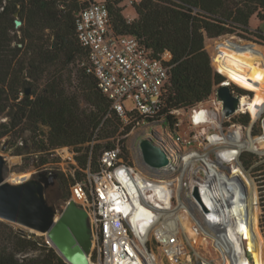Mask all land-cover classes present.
<instances>
[{"label": "trees", "instance_id": "obj_1", "mask_svg": "<svg viewBox=\"0 0 264 264\" xmlns=\"http://www.w3.org/2000/svg\"><path fill=\"white\" fill-rule=\"evenodd\" d=\"M91 1L0 0V115L6 117L0 123V139L11 135L17 140L28 130L33 150L46 154L39 156L42 165L51 161L55 148H71L78 164L74 177L70 174L65 182L59 174L66 200L75 180L85 179L88 169H98L103 150L120 147V158L125 157L122 135L136 120L164 116V122L172 126L174 111L206 100L227 78L255 89L249 108L253 116L264 102V33L249 27L253 16L264 20V0H133L136 15L132 20L121 5L124 0H105L116 33L137 37L153 57L170 54L159 112L123 124L96 76L82 65L89 51L79 40L76 21ZM231 35L237 40L219 46L215 59L226 78L214 69L205 41ZM230 84L241 95L250 93ZM25 87L30 88L28 95L23 94ZM232 119L244 128L252 122L249 112ZM23 150L17 146L14 154ZM239 158L246 169L259 160L253 152H241ZM251 169L264 175V162ZM257 181L264 210V181ZM254 203L250 222L262 243ZM0 264L69 263L43 235L24 234L0 219Z\"/></svg>", "mask_w": 264, "mask_h": 264}, {"label": "rangeland", "instance_id": "obj_2", "mask_svg": "<svg viewBox=\"0 0 264 264\" xmlns=\"http://www.w3.org/2000/svg\"><path fill=\"white\" fill-rule=\"evenodd\" d=\"M130 1L133 0H124L121 3L127 15L134 14V8ZM134 1L138 2L140 0ZM249 27L251 29L259 28L264 33V20L261 21L253 16L249 21ZM226 40L236 41L237 36L206 38L205 41L214 69L222 72L225 76L226 74L218 68L215 59L218 47ZM165 56L170 58L169 54ZM227 80L250 92L244 94L247 97L248 104L239 108L235 114L229 117L224 116L223 101L218 97L217 87H215L206 100L199 102L192 108L174 111L176 123L172 126L164 122V116L152 121L139 119L135 121L128 133L122 135L127 150L122 160L133 166L143 177L146 176L155 181H164L159 182V184H167L169 187L170 199L166 203L168 209L160 210V219L172 220L171 216L177 213L176 221L180 230L179 240L183 238L188 241V243L185 242V245L188 246L189 251L178 264H227V262L229 264H264V210L261 205L257 181H264V175L261 174L262 171L260 170L251 169L264 162V147L258 143L255 145L249 144L242 149L231 145L232 142L238 139L246 140L249 137L264 134V102L253 116L249 108L252 106L251 100L256 96L255 89L252 86H245L235 79L227 78ZM233 93L239 94L237 90H233ZM131 105L130 101L126 102L127 107ZM244 112H249L252 116V122L247 128L240 126L237 122L234 123L232 119H237ZM5 120L6 117L0 115V123ZM258 132L260 133L254 135ZM29 136L30 132L24 130L17 140L11 138V135L0 139V153L6 159L4 166L5 180L9 176V180H12V177L19 176V173H26L24 176L27 178L36 177L39 173H46V175L56 173L55 184L49 187L45 193L47 200L55 206L59 215L67 203L63 196L64 190L61 179L63 178L65 182H69L68 177L72 171L70 153L64 151V149L60 150V159L56 156H50L51 161L42 165L39 162V156L43 154L46 157V154L33 150ZM225 138L227 143H221ZM146 139H150L164 150L170 160L168 165L159 169L152 167L145 161L139 145ZM3 146H5V149H2ZM17 146H23L24 148L23 153L20 155L14 154ZM241 152H253L259 160L251 168L246 169L239 158ZM196 154L205 157L210 162H214V157L219 156L215 164L211 165V169H220L219 174L222 175L224 173L222 171L225 170L227 175H231L232 181L240 182L241 188L235 182L232 183L235 191L234 197L233 193H222L205 182V176L210 166L205 164L204 161L198 160L199 157L193 158L188 164L186 163L190 156ZM218 166L219 168H217ZM48 167L53 170L50 172V170H47ZM237 171L239 172L237 173ZM59 174H62V178L59 177ZM217 187L224 189L218 181V177ZM198 189L201 197L200 194L198 195ZM207 189L209 195L206 196ZM221 195H225V198L220 199L219 197L222 198ZM250 195H252L251 199ZM226 196L231 201V208L227 206L229 202H226ZM239 196L242 198L240 201H238ZM253 203L258 207L257 225L262 243L257 241L253 224L250 222V210ZM208 206L211 210L208 209ZM216 219L220 220L219 225H208L209 222L214 223ZM9 224L24 234L34 232L36 235H43L15 223L9 222ZM213 233H221L222 236L227 235L229 241L232 238V243L225 242L228 258L221 252L218 244L215 243L217 236ZM43 237L48 242L45 234ZM147 244L153 247L158 259L163 264H171L161 255L152 234L147 240ZM187 256H190V261H187Z\"/></svg>", "mask_w": 264, "mask_h": 264}, {"label": "built area", "instance_id": "obj_3", "mask_svg": "<svg viewBox=\"0 0 264 264\" xmlns=\"http://www.w3.org/2000/svg\"><path fill=\"white\" fill-rule=\"evenodd\" d=\"M76 29L81 44L89 51L88 60L82 65L96 76L102 93L111 100V109L123 124L140 115H156L168 79L169 67L165 61L169 58L165 55L169 53L153 57L137 37L116 33L105 0L91 1L81 9ZM128 101L130 107L126 106ZM63 149L70 153V174L74 177L78 168L76 153L62 146L55 148L52 155L60 159L59 151ZM24 174L6 180L21 183L27 179ZM138 174L139 171L120 158L119 147L107 148L101 154L98 169L94 172L88 169L85 179L72 183L69 199H74L88 213L93 242L90 263L163 264L153 247L141 239L139 231L152 234L167 262L178 264L182 259L177 221L160 219L154 213L153 217L128 222L137 203H144V198L151 194L147 187L150 179L143 177L146 188H142Z\"/></svg>", "mask_w": 264, "mask_h": 264}, {"label": "water", "instance_id": "obj_4", "mask_svg": "<svg viewBox=\"0 0 264 264\" xmlns=\"http://www.w3.org/2000/svg\"><path fill=\"white\" fill-rule=\"evenodd\" d=\"M16 24L20 25L21 21L16 19ZM230 83L226 80L216 89L223 101L225 117L237 112L242 96L233 93ZM29 93L30 88L25 87L23 94ZM140 147L145 161L152 167L169 164L164 150L150 139L142 141ZM5 163L6 159L0 153V219L45 234L48 243L69 264H90L93 242L87 211L74 199H69L58 215L55 206L46 198L45 191L55 184L57 174L39 173L14 184L5 180ZM199 194L201 197L198 189Z\"/></svg>", "mask_w": 264, "mask_h": 264}, {"label": "bare ground", "instance_id": "obj_5", "mask_svg": "<svg viewBox=\"0 0 264 264\" xmlns=\"http://www.w3.org/2000/svg\"><path fill=\"white\" fill-rule=\"evenodd\" d=\"M227 81H229V80H227ZM247 104H248L247 97L245 95H242L241 98H240V104H239L238 109L242 108V107H245V105H247ZM221 143H227L226 138H225V140L223 139V141H221ZM256 143H258L259 145H262L264 147V134L257 135L255 137H249L246 140H243L241 138V139L236 140L235 142H232L231 145H233V147H235V148L238 147V149H242L243 147H246L249 144L255 145ZM197 155L198 154L190 156L186 163L188 164L191 160H193V158L199 157L198 160L204 161L205 164L210 166V168L208 167V172H207V175L205 176V180H206L205 182L208 183L211 186H214L216 189H218L222 193L223 192H231V193H233V197H234L235 196V191H234V188L232 187V183L235 182V180L232 181L231 175L230 174L227 175L225 170L222 171V173L224 172L223 175H222V174H219V172H221V171H219L220 169H216V170H212L211 169V165L215 164L216 159L219 158V156L216 157V158L214 157V162H210L205 157H201V156H197ZM217 168H219V166ZM238 172L239 171H237V173ZM137 177L139 179L141 187L142 188H146L145 187L146 183L143 180V176L141 174H138ZM217 177H218V181L220 182L221 186L224 187V189H222L221 187L220 188L217 187ZM159 182H164V181H155V180H148L147 181V187L150 189V193L151 194L146 199L144 198V203H137L136 207L133 208L135 210V212H134V214H132L131 218L129 219V221H128L129 223L134 222L136 219L139 220V219L148 218V217L150 218V216L153 217L154 213L158 214V216L161 217V211L160 210L161 209H168V206H166L167 205L166 203H167V200L170 199L169 187H168L167 184H161V183L159 184ZM235 184L237 186L241 185L240 182H238V183L235 182ZM240 188H241V186H240ZM207 195H209L208 189L206 190V196ZM221 196H222V198L219 197L220 199L225 198V195H221ZM251 198H252V195H250V199ZM240 199H242L241 196L238 197V201H240ZM204 201H205V199H204ZM226 202H229L228 203L229 205H227V206L231 205V201H230L229 198H227V196H226ZM224 205H226V204H224ZM230 208H231V206H230ZM208 209H209V206H208ZM209 210H211V209H209ZM230 211H231V209L229 210V213H230ZM173 216H171L172 222L176 223L175 221H176L177 213L175 215H173ZM229 216H230V214H229ZM219 221H220L219 219H216L214 221V223H210L209 222L208 225H211V224H218L219 225ZM220 224H221V222H220ZM141 227H144V226H141ZM140 229L143 230L142 228H140ZM139 234H140L141 239L143 241H147L150 238V235H151L150 232H148V233L146 232V233L143 234L141 231H139ZM213 235L217 236V239H215V243L218 244V247L221 249V252L226 256V258H228V256H227L228 250L225 247V242L226 243H232V238H230V241H229L227 239V235L226 236L225 235L222 236L221 233H218V234L217 233H213ZM185 242L188 243V241H186L183 238L181 240H179V243H180L181 248H182V257H181L182 259L185 257L186 253L189 252L188 251V246L185 245ZM223 242H224V244H223ZM186 259H187V261L191 260L190 256H187ZM129 264H134V263L130 262ZM204 264H210V263H204ZM227 264H229V262H227Z\"/></svg>", "mask_w": 264, "mask_h": 264}, {"label": "crops", "instance_id": "obj_6", "mask_svg": "<svg viewBox=\"0 0 264 264\" xmlns=\"http://www.w3.org/2000/svg\"><path fill=\"white\" fill-rule=\"evenodd\" d=\"M135 15H136L135 11H134V14L128 15L129 20H132L135 17Z\"/></svg>", "mask_w": 264, "mask_h": 264}, {"label": "snow or ice", "instance_id": "obj_7", "mask_svg": "<svg viewBox=\"0 0 264 264\" xmlns=\"http://www.w3.org/2000/svg\"><path fill=\"white\" fill-rule=\"evenodd\" d=\"M259 78V77H258Z\"/></svg>", "mask_w": 264, "mask_h": 264}]
</instances>
